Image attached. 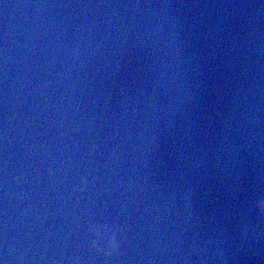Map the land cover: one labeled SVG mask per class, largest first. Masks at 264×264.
<instances>
[{"label":"water","instance_id":"water-1","mask_svg":"<svg viewBox=\"0 0 264 264\" xmlns=\"http://www.w3.org/2000/svg\"><path fill=\"white\" fill-rule=\"evenodd\" d=\"M260 200L264 0H0V264H264Z\"/></svg>","mask_w":264,"mask_h":264},{"label":"clouds","instance_id":"clouds-1","mask_svg":"<svg viewBox=\"0 0 264 264\" xmlns=\"http://www.w3.org/2000/svg\"><path fill=\"white\" fill-rule=\"evenodd\" d=\"M258 207L261 212H264V200H260L258 203ZM89 231L94 236L99 237L101 233L104 234V250L107 254H112L117 251L118 244L115 235H108V227L106 225H89ZM92 246H96V242L92 241Z\"/></svg>","mask_w":264,"mask_h":264}]
</instances>
